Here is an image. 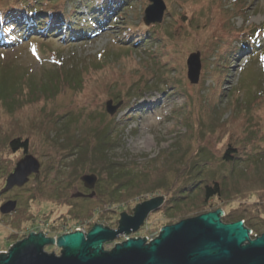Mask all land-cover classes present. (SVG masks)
Masks as SVG:
<instances>
[{
  "label": "rangeland",
  "instance_id": "obj_1",
  "mask_svg": "<svg viewBox=\"0 0 264 264\" xmlns=\"http://www.w3.org/2000/svg\"><path fill=\"white\" fill-rule=\"evenodd\" d=\"M117 1H125V4L130 3L132 6L126 7L121 3L117 10L121 12V17H110V20L103 24L95 22L89 37H81L74 42L69 39V35L62 36V33H54L48 37L43 33L49 28L47 25L44 30L33 32L38 33L35 38L40 39L50 50L53 49V56H57L59 61L63 60L65 66L73 63L81 69L84 87L82 92L66 88L54 103H48L47 108L58 104L56 110H53L58 126L52 128L48 136H44L45 132L42 134L38 146H35V152H32V141H29L26 155L32 154L38 158L41 169L38 174L30 177L24 187L4 191L7 176L24 154L20 149L15 153L3 152L6 160L4 163L0 162V207L9 199L16 200L18 204L12 214L4 215L0 212V251L6 250L9 244L31 231L32 223L79 222L111 227L119 223L122 213L132 216L137 205L163 197V206L150 213L140 230L131 234L132 237H149L154 240L160 235L163 227L175 224L165 221V213L172 212L169 208L164 210L170 194L168 189L173 187L178 190L187 183L184 180L186 176L177 181L175 159L181 156L180 162H186L188 157L204 146H201V133L203 130V133L208 132L206 127L211 124L208 123L209 112L225 107L233 98L238 102L248 103V118L252 115L254 127L259 130L257 147L264 149V0H164L167 9L162 23L159 24L161 28L157 30L158 38L153 35L152 27L156 24L147 26L144 23L149 0ZM50 2L0 0V15L6 12L8 7L37 12L45 10L48 6L58 15L71 17L75 22L92 20L93 14L85 7L92 8L94 0ZM213 9L216 15L211 13ZM188 14L200 18L199 26L197 22L194 28L185 25L186 20L182 18ZM102 15H105L104 12ZM218 18L222 19L224 25L218 23ZM192 20L197 21L195 17ZM129 23H133L138 29H129ZM232 29L247 32L253 39L256 38V44H251L250 40L242 43L244 40L238 36L231 38ZM259 30L263 35L257 38L259 34L254 31ZM126 32L131 33V36H125ZM29 37L32 38L31 35ZM139 41L141 43L136 46ZM251 45L258 51L257 54L251 49ZM235 46H242L243 50L236 51ZM45 48L35 47L33 42L25 44L24 37L18 32L13 42L0 48L3 51L0 54V65L13 67L16 74L25 73L34 79H39L41 75L49 72H59V67L63 68L64 65L56 67L44 63L42 56H46V50H43ZM193 53H198L201 61L197 84L191 83L188 76L187 61ZM105 79H109V85H106L102 92L96 93L98 83H104ZM160 80L163 82L160 83ZM28 82L26 79L19 104L14 107L15 114H20V121L17 119L16 122H19L18 125L28 126L31 120V124L35 123L38 128L42 126L41 121L48 125L53 124L50 118L41 112L43 104L40 99L32 101V97H28ZM121 89H124V92H119ZM116 92H119V95L112 97L111 94ZM110 99L113 100L114 106L117 99L123 100L113 116L108 114L106 109V103ZM232 108L225 110L224 121L230 117ZM6 110L5 106L0 109L1 125H6L10 118L15 117V114L8 115ZM81 116L86 120L81 121ZM86 121L100 124L107 134V142L112 145L105 150L106 157L103 160L95 157L101 153L99 138L93 137L94 140L88 142L81 140L75 150L63 144L64 135L59 140L63 134L61 132L65 131L66 123L74 128L78 123L82 126ZM245 124V117H242L232 130L226 131L239 137ZM228 125L231 126V123ZM58 131H61V134ZM79 132L77 130V135ZM216 137L217 135H213V138H210L213 142H208L206 149L213 151L218 160L222 145L218 144ZM142 138L151 141V148L137 145L138 140ZM181 147L184 150L180 151ZM83 148L92 157L87 162L86 170L84 164L77 162V155L82 153ZM125 169L135 176L133 181L140 183L142 180L141 184H145L140 186L142 191L138 195L124 201L126 204L122 205L126 207L122 208L108 193L114 189L119 190L113 175ZM85 174L98 176V187L97 190L94 189L96 195L85 199L72 197L78 192L85 194V186L81 181ZM222 175L224 172L218 168L215 177ZM150 180L156 181V186L146 189ZM33 197L36 199L32 201ZM218 206L222 207L223 202L215 199L209 201L204 208L213 210ZM17 216L22 217L20 222H15ZM194 216H197L196 212L187 218ZM10 223L25 224L19 230ZM249 226L255 233L260 234L259 236L264 234V223L259 220H253ZM124 236L127 235L118 238L116 243L106 244L105 250H111L116 244L124 242ZM45 250L56 254L60 251L53 245L47 246Z\"/></svg>",
  "mask_w": 264,
  "mask_h": 264
},
{
  "label": "trees",
  "instance_id": "obj_2",
  "mask_svg": "<svg viewBox=\"0 0 264 264\" xmlns=\"http://www.w3.org/2000/svg\"><path fill=\"white\" fill-rule=\"evenodd\" d=\"M94 1V6H92V8L89 9L88 7H85L86 10H89L94 16H92V20L90 21L84 20L81 22H75L71 19V17L68 18L63 14L62 16L58 15L53 8L51 9V7L48 6L45 10L37 12H28L23 8L8 7L6 12L0 15V48H4L6 44L8 45L13 42L15 35L20 32L22 34V38L24 37L25 44L33 42L35 47H46L43 49L44 51L46 50L44 53L46 56H42L43 58L41 57L44 63H48L49 65L56 67H58V65H64L63 68L59 67V72L54 71L43 74L39 79H34L33 76L25 73L16 74L15 68L6 66L2 67L0 65V109L5 106L8 115L16 113L14 107L19 104L20 95L23 92V86L25 84V80L27 79L29 80L28 97L31 96L32 101L38 100V98L40 99L43 104L41 112L45 117H49L53 123H49L48 125L46 122L43 123V121H41V128H38L35 123L31 124V120L28 122V126L24 124L18 125L19 122L16 121L20 118V114L17 113L19 117L15 114V117L12 116L14 118H10L6 125L0 124V162L4 163L6 160V158L3 157L4 151L15 153L17 150L23 149L26 154L29 149V141H32L30 147L33 149L32 152H35L39 141L42 139V134L45 132L44 136H48L52 128L56 127V125L58 126L57 120H54L55 117L53 116V110H56L58 104H56V106L51 105L47 108L49 105L48 103H54L57 97L66 88H73L82 92L84 87V76L81 69L73 65V63H68L69 66H67L68 64L65 66L63 60L59 61L57 56L56 57L58 59L53 56L54 50H50V47L45 45V43H41L40 39L35 38V36H38V33L33 32H36L37 30L40 32L44 30V28H47L45 27L47 25L49 28L46 32L43 31L44 35L49 37L53 36L54 33H62V36L69 35V39H72L74 42L81 37H89V35H91L90 29L95 26V22L103 24L107 23L110 20V17H121V12H117V10L121 3L125 4V1ZM49 3H51L50 0ZM125 6L131 8L132 5L130 3H126ZM222 6L224 7V5ZM46 12L48 13V16H46ZM102 12H104V16H101ZM211 13H215L216 15L215 10ZM193 17H195L197 21L193 22ZM182 19L186 20L185 25L187 27H196V22L197 26L200 24V21L198 20L200 18L194 16V14H188V16L183 17ZM218 23L223 24L222 19L218 18ZM129 24V29H138V27H136L133 23ZM152 28H154L153 35L158 38L157 33L159 31L157 30L161 28V25L156 24L153 25ZM255 32L259 34L257 38L262 37L263 33L260 30L254 31V33ZM29 35H31L32 38H30ZM124 35L129 37L131 36V33L128 34L126 32ZM235 36H238L239 38L241 37V39L244 40L241 41L242 43L246 42V40H250L251 44H256V38L253 39L252 36L247 34V32L245 33L232 29L231 38H235ZM35 43L38 44L35 45ZM140 43L141 41L135 45L137 46ZM251 46V49L255 54H257L258 51L255 50L253 45ZM234 49L236 51L237 49H240L241 52L243 47L235 46ZM2 52L3 51L0 49V54H2ZM100 58L102 57L100 56ZM159 82L161 83L163 80H160ZM148 84L150 83L148 82ZM106 85H109V79H105L104 83L99 82L95 88L96 93L102 92ZM123 90L124 89H121L119 92H124ZM119 92L111 94L112 97H115L117 94L119 95ZM236 96L237 95H235V97ZM117 100L116 105L122 103L123 101L122 99ZM231 101H236L237 103L234 104V102L232 103ZM231 101L230 103L228 102L225 107H220L214 112H209L208 123H211L209 125L210 127H206V130H208L207 133H203L205 130L201 133L203 134V142L201 143V146H204L202 148L198 147L201 149L198 150L197 153H193L190 157H188L186 162H180L181 156L175 159L174 162L175 167H177V181L186 176L184 180H186L187 183L178 190L173 189V187L168 189L170 194L168 193L169 198L166 200L164 210L167 211L169 208L172 209V212L169 214L167 212L165 213L167 216L165 217V221L166 223H177L178 221L187 219V217H189V215L193 212H196L197 216H199V214L201 215L203 213L223 209L225 214L222 216V220L224 222L232 223L243 220L246 226L248 228L250 227L249 229L253 232L254 238L258 237L260 234L255 233L249 224L255 219L264 223V149L257 147L258 145L256 144V139L258 138L259 130L254 127L255 123L252 122V115L248 118V103L238 102V100H235L234 98L231 99ZM229 107H233L231 115H229L230 117L224 121V115L226 114L225 110ZM59 113L64 114L65 112ZM81 117V121L86 120L83 116ZM242 117H245V128L240 130L241 136L236 137L234 133H230L228 131L229 129L232 130V127H234ZM87 121L82 124L83 127L80 126V123H78L79 125H75L74 128H72L69 123H66V126H64L65 131H60L63 134L60 135L59 140H61L64 135L63 144H65L68 148L75 150L79 146L81 140H86L88 142L91 141L93 137L96 139L99 138L98 143L101 147V153L99 155H95V157L96 159L103 160L106 157L105 150L107 147L109 148L112 145L107 142V134H105L104 129H101L100 124H91ZM99 122L101 123V121ZM229 123H231V126L228 125ZM226 129L228 131H226ZM77 130L78 132L80 131L79 135H77ZM60 132L58 131V133ZM211 133H213V135H217V142L222 145V152L218 160L213 151L206 149L208 142H213L210 139L213 138V135H210ZM33 138H35V140ZM182 150H184L183 147H181L180 151ZM77 157V162L84 164V169L86 170L88 165L87 162H89L92 157L86 152L85 148L82 149V153H79ZM85 157L86 159L84 161ZM218 168L221 172H224V175L216 178L215 172H217ZM110 172H112V170ZM113 176L119 185V190L114 189L108 194L111 198H113V200H115V203H118L120 207L125 208L126 206L123 207L122 205L125 203L124 201L129 200L130 197L134 195H138L142 191L140 186H143L145 183L141 184L142 180L139 181L140 183L133 181L136 178L128 169H125L123 172L114 173ZM155 183L156 181H151L149 185H147L146 189L155 188ZM41 198L44 200L43 197ZM35 199L36 198L33 197L32 201ZM215 199L222 201L223 206H218L213 210H205L204 207H206L209 201H215ZM21 219L22 217L17 216L15 222H20Z\"/></svg>",
  "mask_w": 264,
  "mask_h": 264
},
{
  "label": "water",
  "instance_id": "obj_3",
  "mask_svg": "<svg viewBox=\"0 0 264 264\" xmlns=\"http://www.w3.org/2000/svg\"><path fill=\"white\" fill-rule=\"evenodd\" d=\"M149 1L144 23L147 26L162 23L167 9L165 1ZM187 64L189 79L197 84L201 72L200 55L191 54ZM121 105L114 106L113 100H109L106 103L108 114L113 116ZM40 169L38 158L25 155L7 176L4 191L24 187ZM81 181L91 194L78 192L72 197L93 198L98 176L85 174ZM163 203V197H159L137 205L132 216L122 213L117 229L95 224L87 232L74 231L56 238L31 233L14 243L7 254H0V264H264V234L251 238V230L243 220L226 223L222 220L225 213L221 209L167 225L149 243L147 238H130L105 250L106 244L139 231L149 214ZM17 204L16 200H10L0 207V212L12 214ZM50 245L61 250V254L47 252L45 248Z\"/></svg>",
  "mask_w": 264,
  "mask_h": 264
},
{
  "label": "flooded vegetation",
  "instance_id": "obj_4",
  "mask_svg": "<svg viewBox=\"0 0 264 264\" xmlns=\"http://www.w3.org/2000/svg\"><path fill=\"white\" fill-rule=\"evenodd\" d=\"M19 151H21L24 156L26 155L23 151V149H20ZM99 182V180H98ZM97 182V184H98ZM97 184L95 186V189L97 190ZM86 189V190H85ZM84 189V193L85 195H88L86 193H90L91 190L85 188ZM82 198H86V197H82ZM12 199H9L8 201H10ZM6 201V202H8ZM134 214V213H133ZM9 215V214H7ZM10 224H13L15 226H17L16 228H18L19 230H21V227L25 224V223H10ZM31 231H29L28 233H26L25 235H23L22 238L16 240V241H13L12 244H9L8 245V248L6 250H2L0 251V254H5L9 251L11 245H13L14 243H16L17 241H20L22 239H25L26 237L29 236V234L31 233H43L45 234L47 237L49 238H56V237H59L60 235L62 234H65V233H70V232H74V231H82V232H87L89 230H91L94 225H92L91 223H40V224H37V223H32L31 224ZM119 227V223H116L114 225H112L111 229H117ZM77 228H80V230H76ZM90 228V229H89ZM34 229H37V230H34ZM43 229V230H42ZM61 254V250L59 251L58 255Z\"/></svg>",
  "mask_w": 264,
  "mask_h": 264
},
{
  "label": "bare ground",
  "instance_id": "obj_5",
  "mask_svg": "<svg viewBox=\"0 0 264 264\" xmlns=\"http://www.w3.org/2000/svg\"><path fill=\"white\" fill-rule=\"evenodd\" d=\"M150 142L151 141H149L148 139H145V138H142V139H139L138 140V143H137V145L138 146H141V147H148V148H151V146H150ZM87 198V197H86ZM85 199V198H84ZM12 246V245H11ZM11 248V247H10ZM8 253V252H7ZM6 253V254H7Z\"/></svg>",
  "mask_w": 264,
  "mask_h": 264
},
{
  "label": "built area",
  "instance_id": "obj_6",
  "mask_svg": "<svg viewBox=\"0 0 264 264\" xmlns=\"http://www.w3.org/2000/svg\"><path fill=\"white\" fill-rule=\"evenodd\" d=\"M77 229H80V228H77ZM76 229V230H77ZM250 234H252V233H250ZM123 237V236H122ZM145 238H147V242H150V241H152V239H149V237H145ZM127 239H129V237L128 236H124V239H122L123 241H125V240H127ZM117 242V241H116ZM116 242H113V243H116ZM119 242V241H118Z\"/></svg>",
  "mask_w": 264,
  "mask_h": 264
},
{
  "label": "clouds",
  "instance_id": "obj_7",
  "mask_svg": "<svg viewBox=\"0 0 264 264\" xmlns=\"http://www.w3.org/2000/svg\"><path fill=\"white\" fill-rule=\"evenodd\" d=\"M250 233H252V234H250L251 235V238H253V232L251 231ZM129 237V239L130 238H138V237H132L131 235L130 236H128ZM255 238V237H254ZM149 243V242H148Z\"/></svg>",
  "mask_w": 264,
  "mask_h": 264
}]
</instances>
